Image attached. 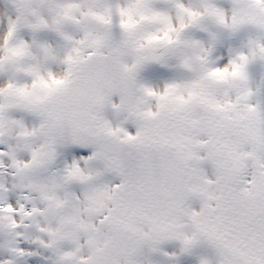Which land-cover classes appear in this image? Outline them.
Segmentation results:
<instances>
[{
    "label": "snow or ice",
    "instance_id": "6c2138e0",
    "mask_svg": "<svg viewBox=\"0 0 264 264\" xmlns=\"http://www.w3.org/2000/svg\"><path fill=\"white\" fill-rule=\"evenodd\" d=\"M0 264H264V0H7Z\"/></svg>",
    "mask_w": 264,
    "mask_h": 264
},
{
    "label": "rangeland",
    "instance_id": "374dc122",
    "mask_svg": "<svg viewBox=\"0 0 264 264\" xmlns=\"http://www.w3.org/2000/svg\"><path fill=\"white\" fill-rule=\"evenodd\" d=\"M3 9L7 11V0H0V11Z\"/></svg>",
    "mask_w": 264,
    "mask_h": 264
},
{
    "label": "bare ground",
    "instance_id": "6f19581e",
    "mask_svg": "<svg viewBox=\"0 0 264 264\" xmlns=\"http://www.w3.org/2000/svg\"><path fill=\"white\" fill-rule=\"evenodd\" d=\"M7 13V11H5L4 9L0 11V16H3Z\"/></svg>",
    "mask_w": 264,
    "mask_h": 264
}]
</instances>
